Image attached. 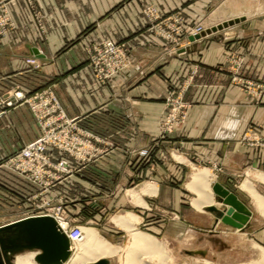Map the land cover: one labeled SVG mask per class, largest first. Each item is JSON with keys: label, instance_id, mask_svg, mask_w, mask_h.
I'll use <instances>...</instances> for the list:
<instances>
[{"label": "crops", "instance_id": "crops-1", "mask_svg": "<svg viewBox=\"0 0 264 264\" xmlns=\"http://www.w3.org/2000/svg\"><path fill=\"white\" fill-rule=\"evenodd\" d=\"M34 1L45 14L43 31L28 0L9 5L16 28L0 37V95L18 86L28 94L51 88L68 117L96 137L100 154L90 163L75 162L74 177L56 186L66 194L67 210L75 207L79 218L96 225L109 211H133L140 216L139 225L160 234L164 212L173 224L181 215L187 225H196V209L186 207L188 189L182 184L192 165L204 164L228 187L241 188L246 176L258 182L254 172L264 169V95H251L232 81L236 73L226 54L232 49L242 57L237 75L264 81L263 3L250 15L242 13L245 19L229 28L236 30L234 35L226 31L219 39H188L185 50L169 52L167 43L147 31L142 8L153 4L170 13L184 7L195 22L209 0ZM107 37L127 44L131 62L100 83L86 48ZM30 57L37 59L38 68L27 62ZM171 91L182 92L191 108L186 122L164 137L161 125ZM250 125L259 126L258 132ZM40 134L27 103L6 110L0 116V160ZM245 135L257 142L248 144ZM5 172L13 184L21 183ZM70 184L74 189L68 193ZM149 185L155 189L142 192L144 204L128 193ZM209 221L204 227L218 224L217 218Z\"/></svg>", "mask_w": 264, "mask_h": 264}, {"label": "rangeland", "instance_id": "rangeland-1", "mask_svg": "<svg viewBox=\"0 0 264 264\" xmlns=\"http://www.w3.org/2000/svg\"><path fill=\"white\" fill-rule=\"evenodd\" d=\"M28 2L31 7L36 23L43 31L44 30L43 22H44L45 14L38 8L34 0H28ZM10 3L8 4V9L10 8L9 7ZM259 3L264 4V0H209L207 6L204 7L205 9L204 16L202 17V19L195 22L189 21L187 14L184 11V7H179L170 13H162L159 10V8L156 7L155 5L148 4L142 8V14L148 22L147 31L159 37L165 43H167V45L170 46L168 49L169 52L171 50L177 52L178 49L182 51L185 50L183 48H185V43L188 41V39H190L191 41H196L204 37L208 39L217 37L219 39L225 35L224 33H226V31H229L228 32L229 34L234 35L236 30L235 29L230 30L229 28L234 27L236 23H239L243 19H245V17L243 16L241 17L242 13H244L246 16L250 15L252 13V9H254L255 6L259 5ZM9 13L11 14L10 9H9ZM12 20L14 21V19ZM226 23H229V25L225 26ZM15 28H16V23L14 28H8V31L4 35H0V37L9 36L10 32L15 30ZM107 40H113V39L107 37L104 38L102 41H100L98 44L86 48L87 61L91 68L92 65L90 63L91 62L90 54L87 49L101 45L104 41ZM117 43L124 45L127 54L130 55V49L126 43L123 42H117ZM226 55L236 73V75L233 76L232 81L240 84V86L251 95L262 97L264 95V81H257L254 79L241 77V75H237V70L239 72L243 63L242 57L240 55H236L234 50L232 49H229ZM30 59H34L35 63L29 62L28 60ZM27 62L36 68L40 66L37 59L33 57L28 58ZM111 78L112 77L106 79L104 82H101L98 80L96 76L97 81L100 83H106ZM17 88L20 87L19 86L15 87L14 89L10 90L8 93L4 95H0V100L8 99V97L11 95L13 90ZM45 90H51L55 93L53 89L46 88V89L37 90L32 94L27 93V95L31 96L36 93H41ZM55 95L57 96L56 93ZM166 105H167V109L165 111L163 122L161 125V134L164 135V137L174 132L178 127H180L182 124L186 122L189 109L191 108V104L184 99L183 93L175 92V91H171L168 93L166 97ZM0 107L2 109L0 111V116L3 115L6 112V110L13 108V107L6 108L2 104H0ZM171 118H173L174 119L173 121H175L173 122L172 125H171L172 122H170L172 121ZM36 120L39 123V126L41 127L40 135H42L43 133L42 126L37 118ZM249 128L253 132L257 133L260 127L259 126L252 127V125H250ZM244 138H245L244 140L247 141L248 144L250 145H253V143L257 142V141H251V139L247 135H245ZM23 147L20 148L18 151H16L14 154L6 156L4 158L2 157V159L0 160V225L10 223L18 219L29 216L41 215L45 212H48V210L53 211L55 210V208L61 205L62 212L70 220L71 225H81L82 228H88V227L95 228L96 230H98L99 234L102 237L107 239L109 242L113 243L115 246L117 245V247L122 248L119 254L114 256H107L104 259H102L108 261V263L106 264H123L125 260L126 249L129 247L131 243V233L128 230H124L121 227L117 226L114 223V219L119 215H126L129 212H133V211H124L123 209L121 211H118L117 213H114L113 211H109L106 214H104V219L100 223H98L100 225H96L93 222H91L89 218L87 219L79 218L81 214L76 212L75 207L73 208L69 207L70 210H67L66 194L59 193L56 190L57 185L63 183L67 179H72L74 177V175L76 174L79 168V167L77 168L75 162L79 163V165H83L85 163H90L93 159L91 161L84 162L78 158H75L67 150H61L56 147L50 146L48 148V154L52 158V161L57 162L62 158L67 159L70 162V166L74 170L70 174L63 175V178L60 181H56L48 189H44L42 187L35 185L27 178L7 168L6 162L11 157L19 153L23 149ZM50 150H52V152L54 150H57L62 155L54 157L52 156L53 153L50 152ZM64 155L69 157H65ZM176 158L183 161L182 157L176 156ZM198 169L201 171L209 172L211 176L210 178L211 192L214 200L212 204L206 205L201 210H197L193 206V201L197 197V192L196 191L193 192V190L187 188V184L191 180L193 172L198 171ZM8 170H9L8 174L12 175L15 179L21 181L20 184L17 183V185H15L12 183V179L8 177V175L5 172ZM254 173L255 174L264 173V169L255 171ZM213 174L214 173H212L211 169L207 168L204 164H197V165H192V169H190L187 175L183 178L182 184L186 185L185 187L188 189L187 190L188 204H186V207H190V209H196L197 212L195 219L196 225L192 224V227H190L189 225H187L186 223L187 221H185L181 215H180L179 223L174 221L173 224L171 218H168L166 212H164L163 218H164L165 226L163 231L160 232V234H156L152 232L150 229L147 228L148 227L147 225L144 226L137 224V228L147 233L148 235L152 236L153 238H156L157 240L164 242L167 249L170 252V255L174 257L173 264H237V263L263 264L264 214L257 207L250 192L244 189L242 184L246 179H249L252 182L254 181L253 184L255 188L263 196H264V184L260 183L262 181H260L259 179L258 182H256L254 179H251L249 176L248 177L246 176V178L241 183L242 189L236 187H229L251 209L252 211L251 216H253V219L250 224H249L250 222L249 220L248 224H246L245 227L237 228L235 226L224 223L219 218L220 220L217 225H215L214 227L211 226L206 228L204 226L210 223L209 221L210 217L212 218L218 217L217 212L212 210V208L216 207L219 211H225V209L227 208L226 205L220 203V199L218 195L213 190V185L217 181H219V179L215 177ZM13 182L15 183V181ZM73 189H74V185L70 184L69 188L67 189L68 193H71ZM139 190L140 189L129 190L128 193L130 194V191L132 192ZM92 198H93L92 196L86 197V199H88L89 201H91ZM135 202L138 204H144L143 200L141 202L140 201L139 202L135 201ZM73 203L74 202H72V204ZM130 206H132V204ZM89 211H91L90 207H89ZM190 220H193V217H191ZM33 249L40 250L37 248L22 249L8 253L7 255H5V253L0 251V264H13V261L17 255L27 253ZM75 249H76L75 244L70 242V254L67 260L63 262V264H67L68 262L71 261V259L74 258L76 254ZM102 260H100L99 262H101ZM97 263L95 262L92 264H97Z\"/></svg>", "mask_w": 264, "mask_h": 264}, {"label": "built area", "instance_id": "built-area-1", "mask_svg": "<svg viewBox=\"0 0 264 264\" xmlns=\"http://www.w3.org/2000/svg\"><path fill=\"white\" fill-rule=\"evenodd\" d=\"M11 1L13 0H0V35H4L8 28L15 27L8 9ZM87 50L92 68L101 82L118 75L130 64L124 45L113 40L104 41L101 45ZM28 61L35 63L34 59ZM21 103L30 106L42 126L43 133L6 162L8 169L27 178L35 185L48 189L53 183L60 181L63 175L70 174L74 170L67 159L62 158L53 162L48 154L50 146L67 150L84 162L91 161L100 154L95 144L96 137L90 132L80 130L75 119L67 117L53 91L45 90L29 96L22 89L17 88L8 99L0 100V104L6 108ZM171 120L172 125L175 121L173 118ZM41 215L53 216L71 243L83 238L82 226L71 225L70 220L63 214L61 205Z\"/></svg>", "mask_w": 264, "mask_h": 264}, {"label": "bare ground", "instance_id": "bare-ground-1", "mask_svg": "<svg viewBox=\"0 0 264 264\" xmlns=\"http://www.w3.org/2000/svg\"><path fill=\"white\" fill-rule=\"evenodd\" d=\"M255 175L257 179L264 182V173H258ZM210 178L211 176L209 172L198 169V171L193 172L191 180L187 184L188 189L193 190V192H197V197L193 201V206L197 210H201L206 205L214 202L211 192ZM242 186L250 192L257 207L264 214V196L257 191L253 182L249 179H246ZM153 187L154 186L149 185L147 188H142L139 191L130 192V195L135 201L141 202L142 194L144 192H151L155 189ZM139 222V216L133 212H129L126 215H119L114 219V223L117 226L124 230H128L131 233V243L126 249L123 264H173L174 257L170 255L165 243L153 238L137 228V224ZM82 230L83 238L74 243L76 247V254L67 264L97 263L107 256L119 254L122 250V248L117 247V245L115 246L113 243L102 237L95 228L88 227L82 228ZM39 253L40 250L33 249L27 253L19 254L15 257L13 264H39L36 260Z\"/></svg>", "mask_w": 264, "mask_h": 264}, {"label": "water", "instance_id": "water-1", "mask_svg": "<svg viewBox=\"0 0 264 264\" xmlns=\"http://www.w3.org/2000/svg\"><path fill=\"white\" fill-rule=\"evenodd\" d=\"M228 25L229 23L225 24ZM38 52L36 49V53ZM213 190L218 195L220 203L227 206L225 211L212 208L217 212V222L221 219L224 223L237 228L245 227L252 214L247 204L219 181L213 185ZM32 248L40 249L36 257L40 264H63L70 254V240L51 215L29 216L0 225V251L5 255ZM106 263L107 260H102L97 264Z\"/></svg>", "mask_w": 264, "mask_h": 264}]
</instances>
